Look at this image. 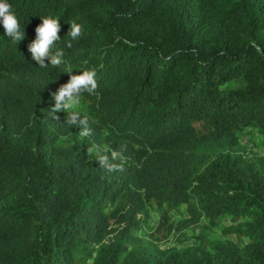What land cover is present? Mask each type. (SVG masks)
Masks as SVG:
<instances>
[{"label":"trees","instance_id":"1","mask_svg":"<svg viewBox=\"0 0 264 264\" xmlns=\"http://www.w3.org/2000/svg\"><path fill=\"white\" fill-rule=\"evenodd\" d=\"M8 3L25 38L0 24V264H264V0ZM43 16L61 26L59 67L27 48ZM83 70L98 84L78 106L87 137L50 111ZM88 148L120 152L122 170ZM202 217L235 239L160 246Z\"/></svg>","mask_w":264,"mask_h":264},{"label":"clouds","instance_id":"2","mask_svg":"<svg viewBox=\"0 0 264 264\" xmlns=\"http://www.w3.org/2000/svg\"><path fill=\"white\" fill-rule=\"evenodd\" d=\"M40 19L41 23L35 27V38L27 45L28 51L31 53V58L40 67L46 68L49 65L59 67L63 63L64 56L63 50L56 48V43L61 38L59 35L60 23L58 18L51 16H43ZM0 24L3 25L4 34L16 44L25 38V31L21 30L20 23L8 0H0ZM82 31V25L75 20L69 23L68 35L72 40L78 39ZM68 47H71L70 43ZM66 73L69 76L67 82L60 84L57 90L51 93L55 102L50 108L52 118L59 120L60 118L56 114L63 110L67 113L64 122L69 126L81 127L80 135L87 137L91 134V130L88 128V119L81 117L78 106L83 93L95 94L98 87L95 78L96 72L95 70H83L79 74H73L72 71ZM94 150L98 156L99 166L108 172L122 170L120 164L113 162L120 157V152L112 150L110 159L108 155L100 154L101 152L107 153L110 151L109 149L88 148L87 152L91 155Z\"/></svg>","mask_w":264,"mask_h":264},{"label":"rangeland","instance_id":"3","mask_svg":"<svg viewBox=\"0 0 264 264\" xmlns=\"http://www.w3.org/2000/svg\"><path fill=\"white\" fill-rule=\"evenodd\" d=\"M80 105V104H79ZM258 143V139L256 135L250 136L249 141L246 143V148L248 150H256ZM262 149V148H260ZM187 218V217H186ZM183 216L176 215L174 216L175 221L183 220ZM160 217L158 216L157 212L149 208L147 221L146 224L141 228L139 231L140 236L145 238L146 240H155L154 235H159L157 232V226L159 225ZM203 234V236L207 237L210 240L222 239V238H229L235 239L233 235H226L222 234V230L220 227H210L207 219L204 217L195 224L185 226V224H178V228L176 229V233L170 235V237L163 241L160 246L162 248L167 249H177L182 250L187 247H192L198 244V236Z\"/></svg>","mask_w":264,"mask_h":264}]
</instances>
